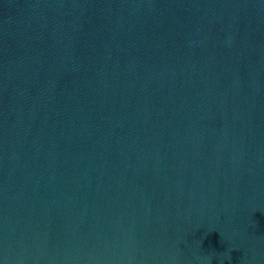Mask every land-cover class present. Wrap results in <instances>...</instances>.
Instances as JSON below:
<instances>
[{
  "label": "water",
  "instance_id": "1",
  "mask_svg": "<svg viewBox=\"0 0 264 264\" xmlns=\"http://www.w3.org/2000/svg\"><path fill=\"white\" fill-rule=\"evenodd\" d=\"M0 264H264V0H0Z\"/></svg>",
  "mask_w": 264,
  "mask_h": 264
}]
</instances>
